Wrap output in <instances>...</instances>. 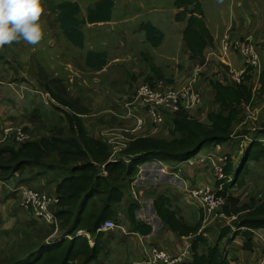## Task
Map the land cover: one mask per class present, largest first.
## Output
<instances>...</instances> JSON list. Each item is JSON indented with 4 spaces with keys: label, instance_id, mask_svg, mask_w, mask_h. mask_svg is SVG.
<instances>
[{
    "label": "rangeland",
    "instance_id": "obj_1",
    "mask_svg": "<svg viewBox=\"0 0 264 264\" xmlns=\"http://www.w3.org/2000/svg\"><path fill=\"white\" fill-rule=\"evenodd\" d=\"M65 1L70 0H43L45 13L41 18V22L44 37L37 45H29L24 41H20L0 47V86L6 84L7 86L5 87L14 90L18 89L22 95L25 93V90L16 86L19 83H22V86L28 87L31 86V83L34 85L39 84L40 90L45 91L42 86L54 83L58 79L55 91L58 93L59 99L54 100L51 94H44L48 104L43 103L38 105L32 112H28L33 107L30 106L31 103L27 99L20 104L15 103L19 111L21 109L23 113L25 112L20 118L23 121H27L20 124L19 118L11 119L10 123L7 121V124L12 123V127L9 129L24 128L30 122L36 126V130L38 131V134L33 135L35 137L43 136L42 134L47 133V130L51 126L61 122L58 116L60 114L65 116L68 109L67 105L72 102L77 108L85 107L84 109L87 110V114L84 120L90 131L95 134L106 129L109 122H113L111 119L112 111L116 110L117 114L126 116L127 110L132 109L134 116L143 119V126L146 129L143 136L169 138L170 135H173V128L170 126L172 120L170 113L175 112H165L163 120L158 123L150 116L138 111L135 105L131 103H136V91L139 88V84H147V75L152 73L164 76L160 80L156 79L154 84L163 80L168 87L172 85L176 87L182 86L194 74L198 64L208 71L211 65L221 66L219 68L220 71H224L226 64L218 62L212 56L215 54V50L221 52L224 46L231 47L227 43L229 36L227 33H224V30L232 24L229 23L230 19L231 22H234L232 21L233 16H238V18L243 14L244 17L247 16L251 20L250 24L252 26L249 30L256 28L264 29V0H192L191 8H195V12L199 16H203L204 22L207 24L209 30H211L210 32L213 33H211L212 36L214 35L220 40V43L216 45L213 36V44L205 48V60L200 61L202 60L201 58L193 60L183 41L186 21L177 17L180 13H186L190 9L183 11L185 8H179L178 0H114L110 21L93 24L86 23L81 26L85 34V45L79 47L71 42L62 32L56 21L55 13L50 10L51 4ZM71 1L79 3L81 7L80 16L86 18L89 15L88 8L94 6L99 0ZM244 7L247 10L246 12L241 11ZM187 16H190V14L188 13ZM149 23L156 26L164 35L161 44L157 46L147 39L148 32L145 26ZM260 34H264V31L258 35ZM91 50L105 51L107 53L108 64L100 72L92 70L85 62ZM217 54L222 55L223 53ZM219 58L224 61L225 55ZM205 77L206 75L203 76V80L200 78L196 84L201 92L204 87V80L206 81ZM209 80L207 81L208 85H210ZM240 82H244V80L242 79ZM15 83L17 84L15 85ZM203 98V105L208 108L207 112L213 110V103H210L209 96L204 93ZM262 98L263 96L257 97L253 105L257 107L262 105L264 103V98ZM67 101L70 103H67ZM207 104L208 106H206ZM247 107L246 101H243L241 108L244 118L240 123L236 124L234 135L224 144L227 147L226 150H220V146H223L222 144H207L197 154V158L194 161L195 165L192 160L190 162L183 161L172 164L173 167L179 166L181 170L171 169L167 163L159 159H153L145 163V166L142 165L143 170L138 174L137 179L132 182V186L139 185V187L135 186L139 191L133 187V192H131L132 197L140 205L136 212V216L139 219L151 223L150 216L156 215L154 210L151 211L153 200H147V197H143L142 188H144V184L148 181L155 183L153 184L159 193L163 191L164 187L165 189H169L168 193L172 197H175V204L181 209L182 214L188 218L190 224H197L202 215L205 217L204 211H202L203 213L200 212L202 208L199 203H195L189 198L190 190L196 185H210L216 181L215 166L207 159L211 153H219L222 157L225 155L224 152L228 153L229 156L225 155L227 156L225 167L228 163L231 165L229 170L231 174L225 172L227 178L216 181L217 186L220 188L217 190V195L224 199L223 206L215 210L213 216L209 217V219L215 218L220 222L212 223L205 228V231L210 230L209 234L213 233L211 235H214L212 238L213 242L218 238V236H215L218 231L217 225L222 227H226L225 225L230 226L227 220L229 221L231 217L226 212L227 208L234 207L236 210H240L238 213L231 211L233 216H237L236 221H238L241 218L242 210L246 207L245 205L249 204L247 200L251 198L250 201H264V155L260 156L259 159L247 161V151L253 146L255 140L259 139L263 141L264 147V132L262 130L261 133L259 132L262 129L260 127L262 122L259 120L263 116H259L260 118L257 119L259 122L254 120ZM250 111L252 110L250 109ZM206 116L207 113H205V116H199V119L206 121ZM134 123L135 121L133 120L126 124L127 127H130L134 126ZM252 127L256 128V134L251 130ZM134 129L129 131H134ZM244 129L251 130L248 133L250 135L249 139H246L247 137L243 133L238 135ZM123 133L125 132L111 133L109 136L122 138L126 136ZM27 134L30 133L28 132ZM2 137L6 139L7 133L5 132ZM117 145L124 146L126 144L118 143ZM214 148L219 149L216 150ZM185 165L191 166L193 171L185 169ZM161 166L162 168L159 169ZM45 169L42 170L40 167L33 166L25 167L22 170H25L22 175L16 173L6 183L10 187L24 184L42 192L51 193L54 191L57 181L62 179L66 173L52 179L50 174L45 172ZM164 169H166L167 174L164 173ZM182 172L183 177L188 182L183 184L180 187L181 189L167 184L172 183V177L177 179ZM24 176L26 179L22 183H18L20 178ZM221 188L223 189L222 191ZM7 189L10 190L8 187ZM150 192L151 190H148L146 194ZM0 194H2L1 189ZM14 201L16 203L19 200L16 198ZM0 209L3 215H6L7 210L4 209V204L0 205ZM17 211L21 213V215L15 214L17 220L30 218L28 216L29 212ZM222 214L225 217H222ZM17 220L8 217L1 224L0 261H3V259H6L7 256H10L17 250L14 248V245L19 240L16 241V239L18 236L23 235V229L18 230L15 228ZM119 223V227L117 226L113 230H108L102 238L101 244L105 247V250L99 253V263L101 264H130L133 253L129 254V251H133L132 249H134L135 253L140 255L139 251L143 250V245L137 235L138 233H134L133 226L129 223L125 212H122ZM152 225L153 233L150 235L160 238L163 235L162 227L160 229L161 225L155 221L152 222ZM54 228L56 232L58 231L56 233L58 236L62 233L64 234L62 230H59L58 225L54 226ZM237 230L238 227L233 224L229 234L232 235ZM79 233L81 235L85 234L84 232ZM52 236L53 234L48 236L47 241L49 239H57ZM29 237L27 235V240ZM89 239H91V242L89 240L90 245L93 246L95 240L93 238ZM55 241H49V243ZM155 242L154 239L150 241L153 244ZM226 242L227 239L222 240L221 246H224ZM163 243L165 242L160 244L163 245ZM232 244L236 245V241L232 242ZM165 245L169 248L174 247L168 243H165ZM239 264L241 263L239 262Z\"/></svg>",
    "mask_w": 264,
    "mask_h": 264
},
{
    "label": "trees",
    "instance_id": "obj_2",
    "mask_svg": "<svg viewBox=\"0 0 264 264\" xmlns=\"http://www.w3.org/2000/svg\"><path fill=\"white\" fill-rule=\"evenodd\" d=\"M178 3L179 8H185L183 11L190 9L177 16L186 21L183 34L185 46L193 60L201 58L200 61H204L205 48L213 44V36L203 16H199L195 8H191L192 0H178ZM113 6L114 0H99L88 8L89 15L86 18L80 16L79 3L71 0L51 4L50 10L55 13L60 29L68 39L75 45L83 47L85 34L81 26L86 23L110 21ZM188 13L190 16H187ZM145 28L148 32L147 39L153 45L161 44L163 33L150 23ZM85 62L89 68L100 72L108 64L107 53L91 50ZM209 71L212 73L211 69ZM212 76V74L211 77L207 76V80L210 79L209 83L213 86L214 95L211 97L213 110L207 112L208 108L203 106L194 112L181 110L170 113L173 135L169 138L143 136L146 130L143 126L127 135L126 145H114V142L102 136L101 131L96 134L90 131L84 120L87 114L85 107L77 108L69 101L65 116L61 114L58 116L61 122H56L57 125L51 126L47 133L42 134L43 136L35 137L38 131L36 126L32 125H25L23 128L30 133L28 140L18 141L14 132L7 134L6 139L0 142V180L7 181L16 173L23 174L25 171H22L23 168L29 166L40 167L42 170L46 168L45 172L49 173L52 179L66 173L57 181L54 191L50 193L60 197V203L54 208L59 220V230L64 234L63 238L49 243L48 236L56 232L54 226L28 213L30 218L19 219L15 224L16 229H23V235H20L21 238L17 237L16 241H19L14 245L17 250L0 261V264H101L99 253L105 250L101 244L107 232V229H104L105 223L112 219L119 227L122 212L127 215L134 232L143 236L152 234V225L136 216L140 205L130 194L131 184L137 178L141 166L153 159H159L167 163L171 169L181 170L179 166L173 167L172 164L196 158L207 144L224 146L234 135L236 124L244 118L241 103L251 97L249 86L223 84ZM163 77L150 73L147 75V82L154 85L156 79L160 80ZM57 80L45 85L55 99H59L55 91ZM205 110L207 120L203 121L199 116H204ZM111 119L113 122H109L106 127H122V119H118L113 113ZM128 120L132 122V119ZM116 125L118 126L114 127ZM262 125L264 129V124ZM133 127H136L135 124ZM250 132L251 130L244 129L238 135ZM262 142L259 139L254 141L253 146L247 151V161L259 159L264 155ZM230 168L231 165L228 163L225 167L227 174H231ZM24 179L25 176L21 177L18 183H22ZM16 198L18 196L14 193L11 199ZM174 199L175 197L167 190L160 192L154 201L157 214L163 221L166 232L164 236L172 234L178 239L183 235L197 233L202 225L203 215L202 218L198 217L196 225L187 223L180 215L178 207L176 208ZM250 199L247 200L249 204L242 210L240 220L233 221L238 227L233 237L229 234L232 227L217 225L218 231L215 235L218 236L217 240L213 242L214 235L211 236L213 233L208 237L194 239L191 245L192 253L184 264H229L223 248L218 243L225 238H229L228 243H232L238 235L244 238L243 249H254L255 232L264 230V201ZM231 211L238 213L240 210L234 207L226 209L228 215H232ZM200 212L202 213L201 209ZM3 221L0 209V227ZM79 232L95 237L94 245H90L87 235L79 236ZM27 235L30 236L28 240ZM167 243L170 245L171 241ZM154 244L174 255L182 252L170 250L158 242Z\"/></svg>",
    "mask_w": 264,
    "mask_h": 264
},
{
    "label": "crops",
    "instance_id": "obj_3",
    "mask_svg": "<svg viewBox=\"0 0 264 264\" xmlns=\"http://www.w3.org/2000/svg\"><path fill=\"white\" fill-rule=\"evenodd\" d=\"M241 11L246 12L247 10L244 7L241 9ZM256 11H257V9H256ZM243 17H244V14L242 16H240V18H238V16H233L232 21H234V22H231V19H230L229 23H232V24H230L228 28H225L226 31L224 30V33H227V35L229 36V45L230 44L231 45L237 44V46L234 48L228 47V49L231 50V51H229V54L227 56V59L229 60L230 65H228V66L226 65L224 68V71H222V72L220 71L219 68L221 66L218 67L217 65H211V70H212V75H213L212 78L217 79V81H219L223 84L236 83V84H245L246 86H249V88L251 90V97L248 101H246V105L248 106L247 109L249 110V113L254 120H257L258 118L263 116L262 119L259 120L260 122H262L261 124L260 123L259 124H260V127L263 129L262 124H264V103L258 107L253 105V104H254L257 97L263 96V98H264V34L258 35L259 33H262L264 31V29L263 28H259V29L256 28V29L249 30V28L252 27L250 24L251 20L248 19L247 16H245L244 18ZM241 22H242V24H241ZM252 31H254V32H252ZM214 38H215V44L218 45L220 43L219 38L215 37V36H214ZM247 43H249V45H251L253 47L255 53L259 57L258 63L256 65L250 67V68H248L246 65V55H247V53H246L247 46L246 45H247ZM240 77H242L244 82H238V79H240ZM202 80H203V77H202ZM16 84L17 83H15V85ZM30 85H31L30 87L25 86V85L22 86V83H19V85H16V86L25 90V93L22 95L20 94L21 91H19L18 89L14 90V89L5 87V86H7L6 84L3 86H0V142L4 141V139L2 137L3 134L10 127H12V123L7 124V121L10 123L12 121L11 119H17V118L20 119L19 120L20 124L22 122L25 123L27 121V120L23 121V119L20 118V117H22V114H24L25 112L23 113V110H21V109L19 111V109L16 108L17 106L15 105V103L20 104L21 102H23L27 99V101H29V103L32 104V105L30 104V106L33 107L28 112H32V110L34 108H36L38 105H41L43 103L48 104V102L46 101L45 95H48V93L51 94L50 89H48L44 85V86H42V88H44L45 91L44 90L42 91V90H40L41 88L39 87V84L34 85L31 83ZM204 93L209 96L210 103H212L211 97H213V95H214L213 86L211 84L208 85L207 80L206 81L204 80L203 94ZM51 97L53 98L52 95H51ZM53 99L55 100V98H53ZM262 99H260V100H262ZM206 106H208V104ZM250 109L252 111H250ZM112 113L114 116H117L118 119L123 120V125L121 128H113V126H108L106 129L101 131L102 136L106 137L107 139H109L112 142H116L115 144L125 143V141H126L125 139H127V135H130V133L133 132V131H129V130H131L133 128L136 129V127H133V126L127 127L126 123L130 122V121L128 120V118L125 117V115L117 114L116 110L112 111ZM205 113H207L206 110L203 112L204 116H205ZM26 125H32L33 127H35L34 124H31L30 122H29V124H26ZM117 126L118 125H116L114 127H117ZM135 129H134V131H135ZM249 129H251V128H249ZM251 130L253 131V133L256 132L255 127H252ZM262 131L264 132V129ZM262 131H261V129L259 130L260 133ZM117 132H125L123 134H126V136L125 137L123 136L122 138H113V137L109 136L111 133H117ZM253 136H255V135H253ZM245 137H247L246 139H249L250 135L248 133H246ZM220 147H221L220 150H226V148H227L225 146H220ZM215 149L218 150L219 148H215ZM224 153H226V152H224ZM196 158H194L192 160L193 164H194V161L196 160ZM188 162H190V161H188ZM143 166H145V164H143ZM143 166H141L140 172H141V170H143ZM160 168H162V166L159 167V169ZM185 169H188V171H193L192 167L189 165H185ZM163 171L165 174H167L166 169H164ZM175 178H177V177H175ZM172 180H173L172 183H167V184L169 186L172 185V186H176L178 188H180L183 184L188 182L183 177V172L180 174V176H178L177 179H174L172 177ZM6 182L7 181L0 180V189L2 190V194H0V205L4 204V209L7 210L6 215L5 214L3 215L4 221L7 220L8 217L11 219L17 220V216L15 214L21 215V213L18 212L17 210H22V211H24V210L20 207V197L17 193H16V195L18 196L19 201L15 203V201L13 199H11V197H13L14 192L11 190L10 186ZM153 183L154 182L148 181L147 183L144 184V186H143L144 188H142V189H143V197H147V200H153V206H152L151 211L154 210V212H156V215L150 216L151 223H148L146 221H144V222L148 223L150 225H152L153 221L159 222V224L161 225L160 229H161V227L163 229L162 230L163 235L160 238L159 237L155 238L154 237L155 235L143 236V235L136 233L139 236V240L143 245V250L139 251L140 255L135 253L136 251L134 249H132L133 251H129V254L133 253V255H132L133 258H132L130 264H145V261L148 259L151 247L153 245H155L153 243H150V241L153 239L156 242H158L159 245H161L160 243H162V242L167 243L170 240L171 245L174 246V247H170L169 248L170 250L176 249L179 252L180 251L184 252L186 250H189L191 252L192 241L194 239H198L199 237H205L206 236L201 231L202 226L197 233H192L190 235H183V236H180L178 239H176L175 235H172V234H170L168 236H164L166 234V232H165V229L163 227V221L160 218L159 214H157L156 208L154 206V201L159 196V192L156 190V187L154 186L155 183L154 184ZM135 186L139 187V185L132 186V184H131L130 194H131V192H133V190H132L133 187L137 191H139V189ZM7 187L10 188V190L7 189ZM148 190H151V192L146 194L148 192ZM167 190H169V189H165V187H164L163 191H167ZM132 199H134V197H132ZM176 208H177V205H176ZM178 209L180 211V215H182L185 218L186 222L189 223L188 218H186L182 214L181 209L180 208H178ZM2 214H3V212H2ZM23 219H25V218H23ZM140 220H142V219H140ZM191 225H196V224H191ZM152 227H153V225H152ZM263 232H264V230H258L257 232H255L254 242L256 245L254 246V249H243L242 248V246H244V238L241 235H238L235 237L234 241H236V245H233L232 243H228V241L226 242V244L224 246L222 245L221 247L224 250V253L226 255V258H227L229 264H239V262L241 264H257L258 259H259V254L264 249V233ZM56 233H58V231ZM56 233H53L52 237L57 238V239H53V240L49 239V241L59 240L62 238L63 233L59 236ZM209 233H210V230L208 232V235H210ZM78 235L80 236L81 233H79ZM84 235H87L88 238H93L95 240V237H92L88 233H85ZM208 235L206 237H208ZM233 235L234 234H232L230 236L233 237ZM225 239L228 240L229 238H225ZM89 240L91 242V239H89ZM165 243H163L164 246H165ZM218 244L221 245V241ZM227 245H228V247H226ZM116 247H117V245H116ZM163 249H165V248H163ZM175 255H177V254H175Z\"/></svg>",
    "mask_w": 264,
    "mask_h": 264
},
{
    "label": "built area",
    "instance_id": "obj_4",
    "mask_svg": "<svg viewBox=\"0 0 264 264\" xmlns=\"http://www.w3.org/2000/svg\"><path fill=\"white\" fill-rule=\"evenodd\" d=\"M229 45V41L227 42ZM231 45V44H230ZM231 45V47L236 46ZM246 49V65L248 68L256 65L258 63V55L255 53L253 47L247 43ZM230 49L224 46L221 52L215 50V54L212 58H216L218 62L225 63L230 65L229 61L226 60L229 54ZM217 53H223L219 55ZM225 55V60L222 61L219 57ZM197 65L194 74L188 79V82L182 86L176 87L174 85L168 87L165 85L164 81H159L154 85L149 83H140L139 88L136 91V103H131L135 105V108L144 113L145 115L150 116L155 122H161L163 120V114L165 112H178L181 110H187L189 112L197 111L200 107L203 106V90L197 87V82L200 78L206 75V80L208 77H211V72L207 69ZM211 67V66H210ZM211 69V68H210ZM208 76V77H207ZM242 80V77L238 79V82ZM208 81V80H207ZM126 118L132 119L135 121L136 129L143 127V119L137 116H134L132 109L127 110ZM10 132H15L16 139L18 141H25L30 139V135L27 132L19 128H11L6 131L7 134ZM229 156L228 153H224ZM221 156L219 153L209 154V159L212 164L215 166V175L216 181H221L224 178H227L225 174V162L227 156ZM193 160V159H192ZM191 161V160H189ZM216 181L214 184L210 185H196L190 190V200L195 203H199L202 211L205 213L203 217V226L201 231L204 235H208V232H205V228L212 223H219L220 221L211 218L213 212L223 206L224 199L217 195V190L220 188L217 186ZM222 184V183H221ZM14 193H17L20 197V207L29 213H32L36 218L41 221L44 220L48 224L59 227V221L56 214L55 206L60 203V197L57 194H50L42 192L36 188L19 184L16 187H10ZM223 189L221 188V191ZM189 192V191H188ZM189 194V193H188ZM203 213V212H202ZM225 214V213H224ZM222 214V217H225ZM226 215V214H225ZM230 216V220L227 222L233 227V221L237 219V216ZM226 220V219H225ZM118 225L112 221L108 220L105 223V228L107 230L114 229ZM58 230V229H57ZM56 233V232H55ZM191 252L186 250L177 255L169 253L167 250L160 248L159 246L153 245L150 249L148 259L145 261V264H184ZM257 264H264V249L259 254V259Z\"/></svg>",
    "mask_w": 264,
    "mask_h": 264
},
{
    "label": "clouds",
    "instance_id": "obj_5",
    "mask_svg": "<svg viewBox=\"0 0 264 264\" xmlns=\"http://www.w3.org/2000/svg\"><path fill=\"white\" fill-rule=\"evenodd\" d=\"M43 0H0V47L24 41L37 45L44 37Z\"/></svg>",
    "mask_w": 264,
    "mask_h": 264
}]
</instances>
